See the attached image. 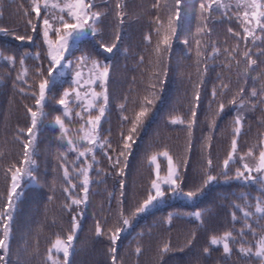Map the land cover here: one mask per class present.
<instances>
[{
  "label": "snow or ice",
  "instance_id": "snow-or-ice-1",
  "mask_svg": "<svg viewBox=\"0 0 264 264\" xmlns=\"http://www.w3.org/2000/svg\"><path fill=\"white\" fill-rule=\"evenodd\" d=\"M11 2L16 5L13 15L18 18L20 27L0 26V32L17 41L30 43L37 50H25L19 57L5 55L0 50L2 65L15 71L12 87L21 97L31 99V104L24 103L30 126L27 129L18 128L14 137L21 146L19 159L4 168L3 172L6 188L0 194L3 199V203H0V264H13V255L18 258L17 264L19 262L20 251L14 252L12 248L15 215L24 189L41 182L42 177L38 175L37 157L41 155L38 137L47 128L59 130L54 169L57 175L52 185L53 191L59 187L64 196L62 209L70 214L71 225L63 238L57 234L55 242L47 248L45 264H72L70 257L76 252L74 241L81 229L84 209L89 207L93 194L90 189L94 184L106 183L105 179L99 177H111L116 181V191L107 194L110 215L105 216L104 220H110V226L105 229L99 219L95 220V235L106 237L111 264H123V260L117 258L118 242L123 233L133 228L136 220L161 209L169 200H198L221 179L226 183L236 181L248 191L232 193L243 201L232 202L230 215L233 227L220 234H212L209 244L222 248L225 260L235 255L233 264H264V132L258 133L257 139L247 146L246 151H241L238 145L248 114L255 112L257 107L264 113V59L259 62L257 59L264 58V0H199V23L195 33H191L189 26L181 25L182 19L189 18L187 10L182 15L186 0H172V3L165 0L163 5L161 0H155L151 10L156 15L149 23L153 26L156 39L153 41L152 34L145 35V42L149 45L146 50L148 56L146 59L145 55L140 54L136 65L141 71L143 91L133 97L124 96L123 102L117 105L121 123L115 146L111 127L105 129L102 126L110 123L112 64L107 57L101 60L90 51H82L81 45L86 40L103 37L105 33L102 26L107 17L113 16L115 24L111 42L101 38L96 44L102 53L113 54L114 49L118 51L117 45L121 41L119 30L123 29L127 15L126 0H114V3L112 0ZM102 4H108L109 7L103 9ZM3 7V0H0V18L4 15ZM162 11L166 13L163 19ZM217 13L222 20H227L229 24L235 22L239 28L238 31L227 28V33L235 43L227 46L225 40L223 51L211 39L212 29L208 27ZM177 41L188 48L186 55L194 57L195 68L194 80L189 74L192 87V96L187 104L189 116L170 115L168 118L169 124L185 130L183 152L174 154L166 143L150 142L141 161L148 169L143 194H134L129 201L125 191L129 158L146 125L156 115L157 105L161 102L164 85L172 69L173 44ZM77 51H81V54L76 55ZM220 56L224 60L219 67L235 74L238 87H231V76L227 77L226 82L223 74H217L219 83L212 86L208 102L210 115L206 120L209 133L197 140V112L201 105L205 77L209 67L217 66L215 63L210 65L209 61L214 62ZM28 61H34V64L29 65ZM57 87L62 88L58 100L55 99ZM230 91L232 96L225 102L224 97ZM52 103L58 104L62 112L49 120L47 109ZM226 107L234 110L230 121V147L217 162L212 154V133ZM72 123L78 127L71 129L69 125ZM260 123L264 125V115L260 117ZM98 152L107 161V169L99 167L101 160L98 159ZM194 152L201 158V164L196 169L198 182L188 187L189 161ZM0 156H3V152H0ZM161 159L166 161L163 169ZM48 199L52 200L53 197L49 196ZM237 211L242 215L238 217ZM205 212V209L187 213L169 212L166 223L171 226L174 218L194 217L202 226ZM238 222L241 226L236 228ZM143 235V232L138 233L140 237ZM148 235H151L150 231ZM196 235L194 230L190 233V238L185 242L186 247L193 244ZM23 251L28 255L39 254L38 247L29 251L27 244ZM172 251L170 243L164 241L158 248L161 264L165 254ZM134 252L137 257L141 255V241H137ZM203 252L210 255L211 248L204 247Z\"/></svg>",
  "mask_w": 264,
  "mask_h": 264
},
{
  "label": "trees",
  "instance_id": "trees-1",
  "mask_svg": "<svg viewBox=\"0 0 264 264\" xmlns=\"http://www.w3.org/2000/svg\"><path fill=\"white\" fill-rule=\"evenodd\" d=\"M114 3V0H112ZM155 0H126V18L125 24L121 31V41L118 43L117 49L113 50V54L102 53L96 44L99 39L111 42L113 26L115 20L113 16L107 17L104 29V36H97L95 39H89L82 42V51H90L96 55L98 59H107L112 64V79L110 80V103L111 111L108 114L110 123L103 124V128L111 127L112 141L118 140L120 130V112L117 107L123 102L124 96L133 97L138 92L143 91V83L141 82V71L137 68L139 55L148 56L149 45L145 42V35L152 34L153 41L156 37L153 33V26L149 23L150 19L156 15L151 10V5ZM165 0H161V4ZM172 3V0H167ZM199 0H186L182 7V15L184 10L189 12L187 20L182 19V26H189L191 33H195V29L199 23L197 18ZM4 15L0 18V26L8 28H19L18 18L13 15L16 5L11 0H3ZM103 9L109 7L108 4L101 5ZM165 11L161 12V18H165ZM208 27L212 29L211 39L215 40L218 47L226 46L224 41L227 40V46L235 43L231 36L227 33V28L232 27L239 30L235 22L229 24L227 20H222L217 13L214 20L208 23ZM179 34V32H178ZM259 34V33H258ZM183 39V36H181ZM38 42V41H37ZM243 47V45H242ZM0 50L5 55H17L19 57L25 50L36 51L30 43H23L15 40L12 36L0 32ZM194 51V44H193ZM188 48L179 41L173 44L172 53V69L169 72L167 82L164 85L161 102L157 105L155 117L146 125V129L141 133L137 145L134 146L133 155L129 158V167L127 169L125 191L128 200L131 201L133 195H142L143 186L147 182L148 169L141 161L144 158L146 148L150 142L161 141L166 143L172 153L179 154L183 152L185 143V130L178 125L168 123L170 115H181L188 117L187 104L192 96V87L189 82V74L195 79L194 57L190 58L186 53ZM76 55H80L81 51H77ZM258 62L264 58L257 57ZM224 60L223 56L218 57L214 62L215 68L209 67L205 84L201 95V105L197 112L198 127L195 130L197 140L202 135H208L209 128L206 117L210 115L208 110V102L211 99V88L214 84H218L217 74H223L226 77L231 76V87L236 89V76L229 73L227 69L219 67ZM29 65L34 61H28ZM2 65V62H0ZM141 67H146L141 66ZM18 68V65H17ZM12 75L9 76L8 73ZM0 77L3 83L0 84V194L5 192L6 184L4 179V168L12 162L19 159L21 146L19 142L14 140L17 135L18 128L27 129L30 121L25 115L24 103L31 104L30 97H21L12 87V80L15 78V71L6 65L0 66ZM135 77V82H133ZM251 82H249L250 84ZM65 87L67 85H64ZM248 87L246 86V92ZM62 88L57 87L55 99L58 100ZM232 92H228L224 97L225 102L230 99ZM215 108V104H213ZM48 119H54L55 115L62 112V108L55 103L48 107ZM234 115V110L226 107L224 114L217 121V127L212 133L213 135V159L219 162L230 147L231 126L230 121ZM264 115L260 108L257 107L255 112L249 113L244 131L238 140L241 151H246L247 146L257 139L258 133L264 132V125L260 123V117ZM68 122L66 121V124ZM71 129L78 127L77 124L69 125ZM59 130L57 128H47L38 137V145L41 155L37 157L39 172L42 177L40 184H33L24 189V194L19 203L15 220L12 248L13 251H20L18 264H45V254L48 247L55 242L57 234L62 238L70 229V214L62 209L64 196L59 187L53 191L52 180L57 175L56 169V150L59 147L57 137ZM71 158V155H70ZM98 159L101 160L99 167L107 169V161L98 152ZM162 169L166 161H160ZM201 164V158L198 153L194 152L192 159L189 161V172L187 185L192 187L198 182L196 169ZM105 179L106 183L94 184L90 191L93 193L88 208L84 209V218L81 220V229L77 232L74 241L76 252L70 257L72 264H111L110 254L107 251L108 242L106 237H98L95 235V220L101 221L102 227L110 226V220L105 222L104 217L109 216L108 210V192L116 191V181L114 178L99 177ZM10 183V182H9ZM240 191H248L243 189L236 181L229 183L222 179L218 184L211 186L204 196L195 201H186L183 199L169 200L161 209L151 214L144 215L134 222V226L129 231L122 234L121 240L118 242L117 258L123 260V264H161L158 259V248L162 246L164 241H168L173 248L171 253L165 254L162 264H233L236 260L234 255L230 260H225L222 248L211 246L209 238L212 234H220L224 230L233 227L231 222V205L233 201L243 203L233 196L232 193ZM49 196L53 199L49 200ZM0 203H3L2 195H0ZM129 207L131 204L129 203ZM205 209L204 224L201 226L194 217H185L183 219L174 218L173 223L169 226L166 223L167 214L169 212L179 211L181 213L193 212L195 210ZM115 212V201H113L112 214ZM242 214L237 211V216ZM241 224L236 223L235 227L239 228ZM196 231V239L190 247L185 246V242L190 238V233ZM149 231L151 235H148ZM143 232V237L138 233ZM141 241L142 253L136 256L134 249L137 241ZM25 244L29 251L38 247V255H28L23 251ZM204 247H210V255L203 252ZM183 248V251L180 249ZM17 256H12L13 264H17Z\"/></svg>",
  "mask_w": 264,
  "mask_h": 264
}]
</instances>
